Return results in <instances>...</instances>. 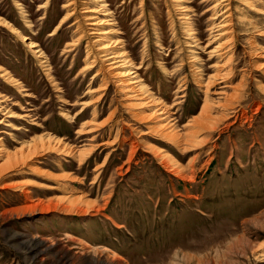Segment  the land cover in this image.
Segmentation results:
<instances>
[{
	"label": "rangeland",
	"instance_id": "374dc122",
	"mask_svg": "<svg viewBox=\"0 0 264 264\" xmlns=\"http://www.w3.org/2000/svg\"><path fill=\"white\" fill-rule=\"evenodd\" d=\"M45 1L0 0V18L36 42L49 66L46 74L24 43L0 26V66L24 89L0 79V102L27 115L16 121L0 114L21 127L1 124L0 142L14 152L51 136L84 155L38 150L0 173V264H264V36H257L264 17L226 2L233 25L229 73L235 78L219 82L218 95L211 90L206 118L199 119L204 93L193 83L187 58L198 55L204 81L216 59L208 60L211 48H183L179 16L187 13L204 46L208 4L104 0L111 29L141 65L137 73L150 93L164 104L180 103L174 121L160 127L152 108L134 114L111 86L94 111L85 108L71 122L62 113L74 116L89 98L84 92L94 70L85 77L79 70L92 36L64 52L78 36L74 17L50 34L68 0H48L40 8ZM75 1L84 26L82 9L93 3ZM82 124L89 133L77 132Z\"/></svg>",
	"mask_w": 264,
	"mask_h": 264
},
{
	"label": "bare ground",
	"instance_id": "6f19581e",
	"mask_svg": "<svg viewBox=\"0 0 264 264\" xmlns=\"http://www.w3.org/2000/svg\"><path fill=\"white\" fill-rule=\"evenodd\" d=\"M87 1L93 3V6H84L82 9V18L84 23H86V26L81 25V23H79L76 18V1L68 0L67 3L63 5V8L65 10L63 16L50 34H55V32L62 27L65 21H68L74 17L73 19H75V21L72 23V26L75 27V32H78V36L75 39L67 42L65 48L63 49L64 52H70L74 48H77L80 45L81 41L84 40L87 35L92 36L85 44V57L83 60V65L79 70V74L83 77H85L87 73L94 70V73L90 78L91 80L89 82L88 88L84 92V96H89V98L86 101L80 102V107L74 114V116H68L66 113H62V117H64L65 119L67 118L72 122V119L76 115L78 116V114L81 113L85 108L93 107L94 103H96L99 98L104 95L109 87L114 86L116 92L123 98H125L126 101L130 102L129 108L132 109L131 112L134 110L137 111L134 114H139L144 113L149 108H152L150 109V113L151 115L156 116L157 120H160V122L158 123L160 124V127L167 126L172 121H174V119L171 118L174 114V112L172 111L175 110V107H177L180 101L175 99L172 104L167 105L164 104V102H162L160 99L156 98L152 93H150L148 87L143 83L142 79L137 73V71L141 69V65H136L128 57L127 53L122 50V41L117 37L119 31L111 29V26H113L114 23H112L113 15L108 8L106 1ZM176 1L179 3V1L184 2L185 0ZM227 1L229 0L201 1L202 4H208L207 8L204 11V14L210 13L208 38L206 39V43L204 46L201 45L200 39L195 35L196 32L194 31L191 22L186 19L187 13L179 16V19H181L183 23L182 32L185 35V41L182 44L183 48L198 49L200 51L211 48L207 53L208 60L212 61L216 59L215 63L210 67L212 69V74L208 76L206 81H204L201 77L200 67L196 66V64L198 63V55L191 54L187 58V63L192 70L193 83L200 88H203L204 93V101L200 107L198 114L199 119L206 118L205 115L210 108L208 104V95L211 90H213V94L218 95V93H221V90L217 93V89L215 88L218 84H220L219 82L223 83L230 80V78H235L234 75L232 76V73H229V71H232L230 69L232 64V49L230 43L233 37V25L232 15L228 11L230 3L226 4ZM235 1L240 5H244L250 8V10H252L258 17H264V0ZM47 3L48 0H46L40 8H45ZM96 14H100V16L102 17H97L95 16ZM0 26L7 29L10 33L15 34L18 37V40L24 43L26 48L32 53L33 56H35L37 62L40 64V66H42L43 70H45V73L48 74L49 66L47 64V58L45 57V55H43L36 42L28 40V38L23 35L18 29L10 25L2 18H0ZM257 36H264V31H259L257 33ZM161 68L165 70V67L163 65H161ZM0 79L9 87L15 88L19 91H24L21 83L13 79L2 66H0ZM98 79L100 81L99 85L96 88L91 87ZM52 86L58 88L56 82H54L53 80ZM182 90L183 89H180L179 92H181ZM94 93H98L99 95L95 99L90 96L92 94L94 95ZM182 97L183 95H180L178 98ZM1 103L2 102H0V114L2 116H6V118H11L16 121L22 120L23 117H27V115L15 114L8 111L7 108L1 105ZM13 106H18V104L14 103ZM92 109L94 111V107ZM146 121L147 123L149 122L148 120ZM1 124H4V126L11 125L9 121L5 123L4 120L0 119V125ZM83 124L77 132L79 134L89 133L90 130L82 128ZM11 126L13 130H21L20 126ZM175 134L176 133H174V136H176ZM74 149L66 143H63L61 139H55L51 136L43 135L34 138L29 144L26 145L25 148L23 146L22 148H19L14 152L6 150L4 144L0 142V160L3 161V164L0 167V173H2L4 170H14L18 165L25 163L27 160H30L32 156H35L34 154H36L38 150H42V152H44L45 154L54 153L65 157H72L74 155H77L82 158V156L84 155L83 151H74ZM79 200L80 199H76L74 202H78Z\"/></svg>",
	"mask_w": 264,
	"mask_h": 264
}]
</instances>
